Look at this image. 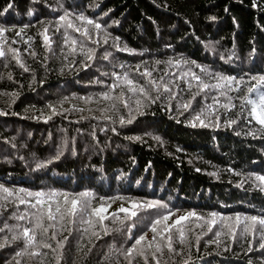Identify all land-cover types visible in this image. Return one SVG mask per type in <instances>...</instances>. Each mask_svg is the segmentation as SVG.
Segmentation results:
<instances>
[{
	"label": "trees",
	"instance_id": "16d2710c",
	"mask_svg": "<svg viewBox=\"0 0 264 264\" xmlns=\"http://www.w3.org/2000/svg\"><path fill=\"white\" fill-rule=\"evenodd\" d=\"M9 3L13 7L0 16V26L8 31L0 39L20 50V61L11 53L0 58V184L46 194L89 191L97 197L94 206L99 197L117 196L166 204L167 209L142 210L134 218L135 225L127 233L133 240L144 232L151 239L153 234L148 225L156 212L179 210L178 215H185L194 211L206 218L216 212L232 217L228 221L232 224L236 214H240L242 222L244 216H264V191L249 179L251 174L264 175V126L255 120L246 123L247 109L241 112L240 101L236 99L245 95L244 86L239 93H229L237 106L227 112L222 107L226 97L220 96L217 89L211 90V95L220 99V105L215 106L220 115L218 127L213 126L215 118L207 112L200 118L208 127L200 126L199 121L192 126L204 104L213 103L210 98L202 103L203 93L189 110L180 108L182 102L190 99V93L197 91L195 80L191 81V90L181 92L174 87L177 99H168L169 94L162 88L155 103L141 97L143 106L139 111L143 115L137 113L135 94L128 93L132 97L130 108L121 106L119 112L110 107V101L100 97L112 83L127 90L123 81L112 76L114 72L126 71L134 81L146 84L148 78L135 71L137 66L141 72L145 68L151 70L153 77L191 69L206 83L216 81L201 72L202 68L208 73L246 79L247 75L264 73V0H255L256 6L253 0H0V11ZM65 10L83 14L102 25L100 30L88 26L99 45L73 29L66 31L78 38L76 52L64 45L61 33L65 29L57 33L55 25ZM71 19L78 27L84 23L75 16ZM25 25L29 27L25 29ZM45 26L49 29L50 47L41 35ZM20 29H24L23 35L15 36ZM28 37L32 39L29 41ZM79 41L84 42L83 51ZM88 48L95 50L92 61L86 60ZM107 53L111 55L104 59ZM176 60L182 62L177 66ZM82 61L89 67L84 68ZM25 67L29 70L25 71ZM190 79L191 76H186L178 81L182 89H187ZM157 94L153 86L150 95ZM87 97L92 99L86 102L83 98ZM52 108L57 114H53ZM106 116L111 119H105ZM121 116L135 119L131 124L121 125ZM229 119L237 123L228 126L225 121ZM134 137L141 139H130ZM61 150L60 158L53 159ZM50 159L53 162L46 167H36L37 163ZM122 203L128 206L117 200L109 212H115ZM9 215L10 211L0 217V226ZM104 224L117 227L110 220ZM96 231L102 239L92 236L89 243L86 236L83 251H78L77 239L70 237L61 264H116L115 248L128 247L133 242L128 240L125 244L120 233L105 236L99 225ZM200 232L196 229L189 233L185 245L176 244L173 234L174 247L184 250L182 256L175 257L178 264H183V260H188V264H264L258 233L245 237L237 229L234 240L229 234H222L219 243H209L213 234L202 235L197 242L196 235ZM58 239L62 236L58 235ZM52 243L55 247V241ZM92 245L95 247L85 257ZM23 247L22 242H17L0 248V264L10 261L15 264V252ZM45 251H49L47 260L54 264V254ZM16 259L21 264H39L38 259L29 256Z\"/></svg>",
	"mask_w": 264,
	"mask_h": 264
},
{
	"label": "snow or ice",
	"instance_id": "6c2138e0",
	"mask_svg": "<svg viewBox=\"0 0 264 264\" xmlns=\"http://www.w3.org/2000/svg\"><path fill=\"white\" fill-rule=\"evenodd\" d=\"M253 6H256L255 0H253ZM13 7L12 3H9L2 11H0V16L7 13ZM63 7V5H61ZM227 12L228 9H225ZM29 15H32L30 12ZM72 16L82 23L81 26H76V24L71 19ZM211 20H215V17H210ZM43 23V22H41ZM51 23V22H50ZM92 26L95 30H100L102 25L95 22L92 19H88L83 14H74L65 10L63 15L58 17L55 25V32L60 33L61 29H65L61 33L64 37L63 43L69 46L72 53H75L78 45V38L73 37L67 33V29H73L74 32L79 33L82 37L86 38L99 45V40H94L93 36L90 34L88 26ZM29 25H25L24 28H28ZM48 26H45L41 35L43 36V41L46 46L51 45V38L48 35ZM8 29L0 26V38L5 36ZM24 29H20L15 32V36H22ZM98 35V31H97ZM32 37H28L30 41ZM119 39V38H116ZM16 41L13 39L12 43ZM27 42V41H26ZM107 43V39L104 40ZM81 51L84 50V42L79 41ZM7 49V51L5 50ZM121 51L130 49H120ZM27 51V49H25ZM8 53L19 62L20 61V50L11 47L6 39H0V58L6 57ZM35 55V53H31ZM86 60L92 61L95 59V50L88 48L85 53ZM111 53L105 54L103 57L107 59ZM223 58V57H222ZM67 59V57H65ZM182 61L176 60L174 63L178 66ZM75 63V61H72ZM155 63L159 64L160 61ZM169 64L173 61H169ZM183 63H188V61H183ZM195 63V62H192ZM83 67L88 68L89 64L83 62ZM21 66L24 65L21 63ZM124 66L121 65V68ZM199 67V66H198ZM25 71L29 69L25 67ZM135 71L139 73L142 77H147L146 84H140L138 81H134L129 77L128 72L112 73V76L118 81H123L127 85V90L121 87L119 83L110 84L109 91L100 94V97L105 101H110V107L117 112L120 111V107L130 108L129 101L132 99L128 93L135 94L137 98L134 103L136 105L137 113L143 115L139 111L142 107L141 97L148 100L150 103H155L160 99L159 89H163V92L168 93V99H177L178 93L174 91L180 89L181 92L185 90H191L193 88L192 80L197 82V91L190 93V99L186 102L180 104V108L187 111L192 107V104L196 101L197 96H201V102L204 103L207 99L212 100V104H204V109L201 114H198L192 126L195 127V121H199L200 126L208 127L209 125L205 123L204 120L200 118L204 112H207L209 116H214L215 124L214 127L219 126L220 115L216 105H220L219 96L211 95L212 89L219 90V95L224 96L227 102L222 105V107L227 111H231L236 108V104L233 103V97L229 95L231 92L239 93L241 91V86L245 88L244 96H237L236 99L240 101L241 112L247 109V116H245V121L247 124H251L255 120L259 125L264 126V73H258L256 75H247V79L244 76L239 78L234 76H225L219 73H208L206 69H201L210 80H215L216 83H206L204 79L191 72L189 69L186 72L180 74H170L164 72L159 77H153V72L148 68H145L142 72L140 67L137 66ZM105 75H108L105 73ZM191 76V79L187 82V89H182L178 81L183 80L184 77ZM165 77H172L168 80ZM11 79V75L8 76ZM223 81V83H221ZM155 86L158 94L155 97L150 95L152 87ZM120 89L116 92V89ZM116 92L115 95L112 93ZM254 94V96L252 95ZM86 100H91V97L83 98ZM250 106V107H249ZM49 107H52L51 105ZM82 111V109H80ZM107 109H102L101 111H106ZM53 114H57L55 108H52ZM183 114V112H181ZM87 119V117H83ZM105 119H111V117H104ZM51 119V117H48ZM135 117H130L127 120L124 116L120 117V124L125 123L131 124ZM226 125L231 126L237 123L235 119H229L225 121ZM240 135V133H236ZM254 135V133H251ZM130 139H141L140 137H134ZM156 139H159L158 137ZM15 147V145H12ZM63 154V151H59L53 159H59ZM53 160H48L44 163H37V168L46 167L47 164H51ZM199 171V169H197ZM249 179L253 181L255 186L261 191H264V175L251 174ZM59 196V199H53ZM97 197L94 193L89 191H84L78 194L69 193H57L55 191H50L45 193L44 191H27L25 189H10L4 184H0V217H3L6 212L10 211V215L3 222V226H0V248H4L9 245L16 244L17 242H22L24 247L15 252L13 260L15 264H21L20 260L16 257L29 256L33 259H38L39 264H53V261L47 260L50 250L54 254V264H61L63 260V249L68 243L69 238L73 237L77 239V249L78 251H83L86 245L83 244L84 238L87 236L89 243H91V237L95 236L97 240L102 239L100 232L96 231V225H99L103 231V235L107 236L113 232L120 233L124 236V243L127 244L128 240H133L132 236L127 233L131 231L132 226L135 225L134 218H138L142 210H156L160 208L167 209V205L159 201H137L131 198H125L122 196L117 197H99L98 203L94 206V201ZM117 200L125 201L128 206L124 203L116 209L115 212H109L112 204ZM23 206V208H21ZM177 212L172 210H167L164 213L156 212L154 218L150 221L148 228L152 232L151 239L148 238L147 232L140 234L135 237L130 246L124 247L121 245L119 248H115L116 253H118V258L116 264H178L175 261L176 256H182L183 248L177 249L174 247V233L176 234L175 243L178 245H185L188 241V234L195 232L196 229H200V234L196 235L197 242L201 239L202 235H207L212 233L214 239H210L209 243H219L222 234H229L234 240L236 238L237 229H241V234L247 237L250 233L256 232L259 235L260 243L259 248L264 249V216H244L243 222L241 220L240 214H236L235 223H229L232 217H225L219 213L212 212L209 217L198 215L196 212H188L185 215H178ZM120 214H123L121 216ZM173 217H175L173 219ZM219 217V221L217 220ZM193 218L195 222H193ZM15 221L13 224H9L8 221ZM110 220L117 227L109 228L104 224V221ZM171 220V223L169 221ZM126 221H131V224H127ZM250 222V223H249ZM77 224L88 225V227H76ZM242 225V227H241ZM257 225L259 228L257 229ZM219 229L215 230L214 229ZM91 229V235H89ZM206 229V230H205ZM227 229V233L224 230ZM67 231V235L63 233ZM10 234V235H9ZM76 234V235H74ZM58 235L62 236V239H58ZM255 239V237H253ZM52 241H55V247ZM252 241H249L248 251H253L251 247ZM92 247L88 248V252L85 253V257L88 253L92 251ZM108 258L106 257V261ZM11 264V261L9 262ZM183 264H188V260H183ZM251 264V262H250Z\"/></svg>",
	"mask_w": 264,
	"mask_h": 264
}]
</instances>
